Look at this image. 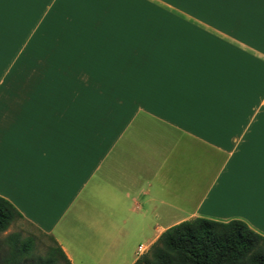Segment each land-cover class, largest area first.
I'll list each match as a JSON object with an SVG mask.
<instances>
[{"label": "crops", "instance_id": "crops-1", "mask_svg": "<svg viewBox=\"0 0 264 264\" xmlns=\"http://www.w3.org/2000/svg\"><path fill=\"white\" fill-rule=\"evenodd\" d=\"M0 197L70 264L197 217L264 237V0H3Z\"/></svg>", "mask_w": 264, "mask_h": 264}, {"label": "trees", "instance_id": "trees-1", "mask_svg": "<svg viewBox=\"0 0 264 264\" xmlns=\"http://www.w3.org/2000/svg\"><path fill=\"white\" fill-rule=\"evenodd\" d=\"M16 218L21 216L0 197V234ZM9 244V256L1 264H24L22 260L31 251L30 240L17 245L10 239ZM58 259L70 264L55 244L48 259L37 264H57ZM133 264H264V237L239 220L218 222L197 217L166 229Z\"/></svg>", "mask_w": 264, "mask_h": 264}, {"label": "rangeland", "instance_id": "rangeland-1", "mask_svg": "<svg viewBox=\"0 0 264 264\" xmlns=\"http://www.w3.org/2000/svg\"><path fill=\"white\" fill-rule=\"evenodd\" d=\"M160 21H168V18L159 19ZM72 82L70 83L71 87ZM99 96H80L81 102H89L95 105L97 108H102L101 100L98 102ZM14 239L17 241V245H21L30 240L31 251L28 256L24 257V264H37L40 260L45 262L49 257V250H55V243L50 237L39 232L25 221L16 218L9 228L0 234V264L1 261L9 256V241ZM143 252V249H142ZM141 252V253H142ZM140 255V254H139ZM57 256V255H56ZM58 258V256L56 257ZM44 264V263H43ZM57 264H65L63 260L58 259Z\"/></svg>", "mask_w": 264, "mask_h": 264}, {"label": "built area", "instance_id": "built-area-1", "mask_svg": "<svg viewBox=\"0 0 264 264\" xmlns=\"http://www.w3.org/2000/svg\"><path fill=\"white\" fill-rule=\"evenodd\" d=\"M141 252H142V247L139 246V247H138V253H141Z\"/></svg>", "mask_w": 264, "mask_h": 264}, {"label": "snow or ice", "instance_id": "snow-or-ice-1", "mask_svg": "<svg viewBox=\"0 0 264 264\" xmlns=\"http://www.w3.org/2000/svg\"><path fill=\"white\" fill-rule=\"evenodd\" d=\"M3 3V0H0V4H2Z\"/></svg>", "mask_w": 264, "mask_h": 264}]
</instances>
